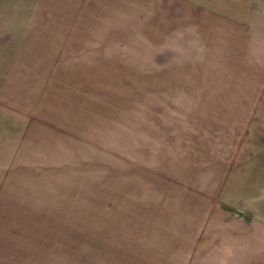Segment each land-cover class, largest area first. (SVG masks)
Instances as JSON below:
<instances>
[{
    "label": "rangeland",
    "instance_id": "rangeland-1",
    "mask_svg": "<svg viewBox=\"0 0 264 264\" xmlns=\"http://www.w3.org/2000/svg\"><path fill=\"white\" fill-rule=\"evenodd\" d=\"M59 5L0 42V264H191L197 230L203 264H264V199L229 192L264 0Z\"/></svg>",
    "mask_w": 264,
    "mask_h": 264
},
{
    "label": "crops",
    "instance_id": "crops-1",
    "mask_svg": "<svg viewBox=\"0 0 264 264\" xmlns=\"http://www.w3.org/2000/svg\"><path fill=\"white\" fill-rule=\"evenodd\" d=\"M57 3L63 4L64 0H57ZM63 10L64 5L54 6V0H50L45 7H39L37 0H30L24 4L21 0H0V42H22L23 37L30 38L31 32L38 28L36 26L38 15H45L47 21L48 16L60 14ZM23 32L26 33L25 36ZM238 47L241 55L244 53V57H247L245 58L246 69L253 74V85L249 83L244 90L242 87L239 88L237 102L238 110L241 111L236 125L239 128L238 143H241L238 148L249 150V152L247 151L244 163L239 165L244 167L238 172L239 187L232 185L229 192H232V196L237 193L239 199H250L254 194L253 196L260 200L258 202H255L256 198L253 200L256 205L264 199V42H238ZM242 183H244L243 186ZM232 184H234L233 181ZM257 192H262V196ZM213 235L212 231L204 230L189 234L188 238L191 242L180 247L183 249L182 253L187 255L186 251L189 249L201 248V253L204 255L202 258H197L196 254L199 253L193 252L190 258L191 264H203V259L204 262L207 261L205 255L211 253L207 247L213 243L205 239L215 237ZM242 263L243 261L238 258L233 259V264Z\"/></svg>",
    "mask_w": 264,
    "mask_h": 264
}]
</instances>
